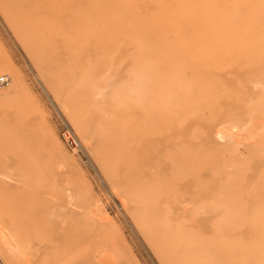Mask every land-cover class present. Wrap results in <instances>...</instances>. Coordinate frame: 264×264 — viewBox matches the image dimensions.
Wrapping results in <instances>:
<instances>
[{
    "label": "bare ground",
    "instance_id": "6f19581e",
    "mask_svg": "<svg viewBox=\"0 0 264 264\" xmlns=\"http://www.w3.org/2000/svg\"><path fill=\"white\" fill-rule=\"evenodd\" d=\"M161 1L39 0L46 17L42 32L66 41L70 52L78 49L76 57L71 55L77 75V85L69 89L73 106L97 114L104 157L127 173L124 181L134 193V187L144 192L149 205L141 218L163 249L164 263L264 264V223H257L264 219V198L242 176L245 167L251 171L254 166L225 161L229 147L211 146L212 135L223 136L231 129L224 124L242 117V111L257 128L264 125V103L255 101L264 94L248 101L222 82L231 75L239 82L264 83V0H227L231 6L224 10L229 13L219 18L218 10L208 16L200 12L205 0H167L159 6ZM2 2L31 6L36 0ZM242 37L245 41L239 42ZM167 39L176 45L153 43ZM240 48L244 51L237 52ZM107 66L119 86L104 93L107 77L98 72ZM258 141L264 142L263 134ZM153 149L159 157L149 155ZM22 152V127L0 134V175L18 183L12 194L0 182V216L14 228L24 250L35 251L34 263L116 264L100 256L102 250L90 244L86 231L58 216L48 219L49 205L31 194L42 190L35 184L33 166V173L25 170L30 157ZM154 162L162 168L149 174ZM233 181L240 182L237 188ZM245 197L252 205L243 204ZM181 203L193 205L190 213H197L202 203L208 212L222 207L218 237L205 238L163 219L178 218Z\"/></svg>",
    "mask_w": 264,
    "mask_h": 264
},
{
    "label": "rangeland",
    "instance_id": "374dc122",
    "mask_svg": "<svg viewBox=\"0 0 264 264\" xmlns=\"http://www.w3.org/2000/svg\"><path fill=\"white\" fill-rule=\"evenodd\" d=\"M158 4L167 5L168 1ZM230 6L227 0H205L200 12L208 16L213 10H218L216 18H219L227 12L224 8ZM42 8L44 7L40 6L39 0L31 3V6L0 0V76L7 75L10 80L9 84L0 86V134L22 127V153L30 157L25 170L31 171L33 166L34 173L31 172L35 177V184L42 190L38 194L32 190L31 194L39 196L49 205L50 212L46 213L48 219L61 217L73 227L86 231L90 244H96L102 250L100 256H108L116 264H165L163 249H158L156 239L147 234L144 224L146 220L141 218L142 208L149 205L145 195H142L144 192L134 187L137 192L134 193L130 189L132 186H126L124 181L127 173L114 167L104 157L103 150L99 147L98 127L101 121L97 114H83L78 107L73 106L69 89L77 85V75L72 71L75 66L72 56L78 55V49L73 47L70 52L65 45L68 44L66 41L53 38L50 32H42V24L46 18ZM224 33L227 34L225 31ZM241 41L245 39L242 37L239 42ZM153 43L162 47L165 44L167 47L176 45V41L169 39ZM242 51L244 48L237 52ZM98 74L101 75L100 78L107 77L104 93L119 86L110 67L107 66ZM232 77L229 75L228 82H222L241 98L249 101L255 94H264V83H259L258 79L253 81L255 83H246ZM255 101L264 103V96ZM248 104L249 102L246 103ZM246 105L240 104V107L245 109ZM233 109L230 106L225 108L231 111ZM247 114V111H242V117L230 118L224 126L231 129L225 130L223 136L213 134L211 146L218 144L229 147L223 154L225 161L238 159L250 162L255 169L249 171L245 167L247 171L242 176L248 178L252 192L260 191V196L264 198V179L256 181L257 176L264 174V154L253 153L261 148L264 151V142L258 141L259 136L263 134L264 137V125H258L257 128L251 119H247ZM64 125L69 126L76 134L77 148H69L62 139L60 133ZM204 135L206 134L203 133L201 138ZM148 153L151 157H159L157 149ZM152 165L154 167L147 169L149 174L157 173L162 168L156 162ZM0 182L12 194L16 191L18 183L12 178L0 175ZM239 183L233 181L234 188ZM243 204L252 205V200L245 197ZM191 206L194 209L193 205L181 203L178 218L173 219L169 215L163 216V219H170L180 226L185 225L205 238L218 237V223L224 215V209L220 207L217 211L208 212L204 210L206 203H202L198 206L197 213H190L193 210ZM249 210L255 213L257 209L250 207ZM252 223L255 224L256 220ZM257 223L263 224L264 219H258ZM13 229L0 216V264H35V251L29 253L24 250ZM112 256L115 257L114 260Z\"/></svg>",
    "mask_w": 264,
    "mask_h": 264
},
{
    "label": "built area",
    "instance_id": "2783aa9c",
    "mask_svg": "<svg viewBox=\"0 0 264 264\" xmlns=\"http://www.w3.org/2000/svg\"><path fill=\"white\" fill-rule=\"evenodd\" d=\"M9 76H0V86L9 84ZM61 137L64 140L65 144L72 149L78 147V138L74 131L67 125H64L61 128Z\"/></svg>",
    "mask_w": 264,
    "mask_h": 264
}]
</instances>
